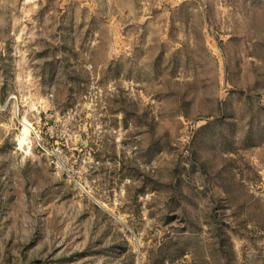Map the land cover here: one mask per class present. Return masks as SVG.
Segmentation results:
<instances>
[{
    "label": "rangeland",
    "instance_id": "obj_1",
    "mask_svg": "<svg viewBox=\"0 0 264 264\" xmlns=\"http://www.w3.org/2000/svg\"><path fill=\"white\" fill-rule=\"evenodd\" d=\"M0 264H264V0H0Z\"/></svg>",
    "mask_w": 264,
    "mask_h": 264
},
{
    "label": "built area",
    "instance_id": "obj_2",
    "mask_svg": "<svg viewBox=\"0 0 264 264\" xmlns=\"http://www.w3.org/2000/svg\"><path fill=\"white\" fill-rule=\"evenodd\" d=\"M180 1H186V0H180Z\"/></svg>",
    "mask_w": 264,
    "mask_h": 264
}]
</instances>
